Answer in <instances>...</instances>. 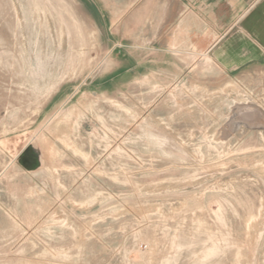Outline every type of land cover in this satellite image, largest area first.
Returning a JSON list of instances; mask_svg holds the SVG:
<instances>
[{
  "label": "rangeland",
  "instance_id": "374dc122",
  "mask_svg": "<svg viewBox=\"0 0 264 264\" xmlns=\"http://www.w3.org/2000/svg\"><path fill=\"white\" fill-rule=\"evenodd\" d=\"M132 1L0 0V264H264V73L153 53Z\"/></svg>",
  "mask_w": 264,
  "mask_h": 264
},
{
  "label": "crops",
  "instance_id": "0c3cea01",
  "mask_svg": "<svg viewBox=\"0 0 264 264\" xmlns=\"http://www.w3.org/2000/svg\"><path fill=\"white\" fill-rule=\"evenodd\" d=\"M125 8L153 53L206 56L230 78L264 73V0H133Z\"/></svg>",
  "mask_w": 264,
  "mask_h": 264
},
{
  "label": "water",
  "instance_id": "95a60500",
  "mask_svg": "<svg viewBox=\"0 0 264 264\" xmlns=\"http://www.w3.org/2000/svg\"><path fill=\"white\" fill-rule=\"evenodd\" d=\"M25 154V156H24V158H22L23 159V163H22V165L25 167V168H29L32 164H33V161H34V159H35V155L34 154H32V152H31V150H29V149H27L25 152H24ZM29 158V159H25V158ZM27 161V162H26Z\"/></svg>",
  "mask_w": 264,
  "mask_h": 264
}]
</instances>
